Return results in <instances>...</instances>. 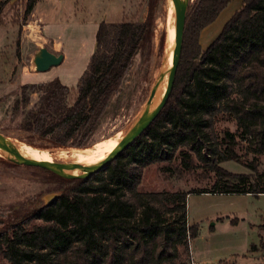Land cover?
Returning <instances> with one entry per match:
<instances>
[{
	"label": "trees",
	"instance_id": "obj_1",
	"mask_svg": "<svg viewBox=\"0 0 264 264\" xmlns=\"http://www.w3.org/2000/svg\"><path fill=\"white\" fill-rule=\"evenodd\" d=\"M231 1L195 0L190 5L166 106L107 167L88 178L67 179L30 166L63 192L45 207L35 199L34 209L0 226V264H191V241L199 224L189 221V194H264V0H243L214 41L206 49L201 44L203 30ZM38 2L24 0L25 20ZM155 6L156 0H150L142 21L100 22L95 51L76 87L58 77L22 85L15 110L28 105L33 94L39 97L19 128L31 138H51L58 147L88 146L137 56L150 59ZM220 116L234 120L237 131L217 133ZM238 147L245 149L243 155ZM250 154L254 156L247 160ZM196 160L215 172L211 190H141L147 167L168 163L164 172L174 167L192 171ZM229 160L250 172L225 169L222 163ZM260 228L264 231V220ZM250 251H264V235ZM217 264L237 263L225 258Z\"/></svg>",
	"mask_w": 264,
	"mask_h": 264
},
{
	"label": "rangeland",
	"instance_id": "obj_2",
	"mask_svg": "<svg viewBox=\"0 0 264 264\" xmlns=\"http://www.w3.org/2000/svg\"><path fill=\"white\" fill-rule=\"evenodd\" d=\"M2 1L4 5L0 4V9L5 22L0 23V132L35 147L56 148L58 146L51 138H31L19 128L26 111L39 97L37 93L33 94L28 105L15 110L14 104L20 98L22 85L58 77L64 84L76 87L95 51L100 22L142 21L150 0H39L26 20L23 17L24 0ZM236 5L232 4L229 11L212 23L204 36L202 34L204 49L220 34L227 22L226 17ZM238 8H234L232 15ZM169 18L168 0H156L150 59L137 56L123 91L89 145L121 131L125 134L140 115L163 69L171 27ZM42 46L64 54L63 62L47 71H35L32 59ZM225 130L236 132L237 124L220 116L216 131L223 134ZM30 139L32 143H29ZM237 151L242 155L245 153L242 147ZM253 156L248 155L247 160ZM260 160V170L264 171V155ZM167 164H153L144 170L142 191L211 190L217 179L215 172H209L208 167L198 160L192 171L175 170L174 167V170L164 172L162 167ZM179 164L178 161L174 163ZM222 166L234 173L250 172L246 165L234 160L225 161ZM56 191L57 185L34 168L0 156V226L18 213L34 209L35 199L41 205L45 195ZM188 214L191 223L199 224V234L191 241V264H195L193 260L196 264H217L225 258H232L237 264L262 262L264 251L251 252L250 245L258 243L260 235H264L260 228L264 220V194L192 192L188 197ZM235 219H239L238 222Z\"/></svg>",
	"mask_w": 264,
	"mask_h": 264
},
{
	"label": "water",
	"instance_id": "obj_3",
	"mask_svg": "<svg viewBox=\"0 0 264 264\" xmlns=\"http://www.w3.org/2000/svg\"><path fill=\"white\" fill-rule=\"evenodd\" d=\"M191 2L192 0H172L174 5V41L171 46L167 45L163 69L140 115L132 127L123 135L116 147L104 159L93 164L32 159L26 157L19 150L17 144L2 132H0V156L16 164L47 169L67 179L88 178L107 167L108 164L117 158L150 127L166 106L176 81V75L183 51L187 15ZM169 51L173 53L171 66L168 65ZM64 58V54L53 52L47 46H42L35 52L32 63L35 71H47L53 66L60 65ZM62 192V190H59L45 195L41 199V207H45L57 200Z\"/></svg>",
	"mask_w": 264,
	"mask_h": 264
},
{
	"label": "bare ground",
	"instance_id": "obj_4",
	"mask_svg": "<svg viewBox=\"0 0 264 264\" xmlns=\"http://www.w3.org/2000/svg\"><path fill=\"white\" fill-rule=\"evenodd\" d=\"M169 14H170V29H169V42L171 46L174 41V5L172 0H168ZM36 31V30H35ZM34 33V30L32 29ZM170 52V51H169ZM173 59L172 51L169 54V63L171 66ZM124 132L121 131L115 136H110L86 147H56L53 149H43L27 144L26 142L11 138L18 146L19 150L26 156L36 160L43 161H61V162H74L82 164H93L104 159L122 139Z\"/></svg>",
	"mask_w": 264,
	"mask_h": 264
},
{
	"label": "crops",
	"instance_id": "obj_5",
	"mask_svg": "<svg viewBox=\"0 0 264 264\" xmlns=\"http://www.w3.org/2000/svg\"><path fill=\"white\" fill-rule=\"evenodd\" d=\"M242 3H243V0H232L230 3H229V5L221 12V14L219 15V18H217V19H220V17L223 15V13L224 12H228L229 11V9L231 8V6H232V4H237L235 7L237 8V7H241L242 6ZM234 7V8H235ZM234 8H233V10H234ZM239 9V8H238ZM232 10V11H233ZM232 11L228 14V16L226 17L227 19H226V21H228L229 20V18L230 17H232L231 15H232ZM236 11V10H235ZM234 11V12H235ZM233 12V13H234ZM213 24H215L214 22H213ZM225 25V24H224ZM212 25H209L208 27H206L204 30H203V32H202V34H203V36H204V32H206L207 30H209L210 29V27H211ZM201 39H202V35H201ZM61 43V42H60ZM53 49L54 50H57V47H53ZM54 52V51H53ZM193 262L196 264V262L193 260Z\"/></svg>",
	"mask_w": 264,
	"mask_h": 264
}]
</instances>
